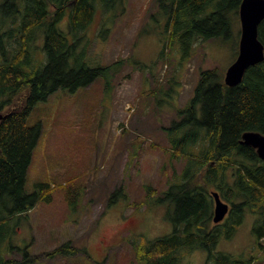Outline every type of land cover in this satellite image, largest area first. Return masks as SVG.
Segmentation results:
<instances>
[{
	"label": "rangeland",
	"instance_id": "1",
	"mask_svg": "<svg viewBox=\"0 0 264 264\" xmlns=\"http://www.w3.org/2000/svg\"><path fill=\"white\" fill-rule=\"evenodd\" d=\"M95 3L69 66L112 65L90 84L57 90L30 111L27 125L40 123L42 131L25 191L47 183L51 200L9 221L0 257L45 254L70 242L72 248L34 264H139L134 241L174 229L166 216L169 205L147 206L148 187L159 194L182 172L185 158L174 156L167 128L181 120L177 110L193 96L203 70L216 69L224 77L238 53L239 16L230 13L229 35L197 39L185 58L176 45L164 48L162 0ZM37 55L36 63L47 62ZM255 219L246 211L214 251L264 264L251 232ZM207 256L195 248L180 264H206Z\"/></svg>",
	"mask_w": 264,
	"mask_h": 264
},
{
	"label": "trees",
	"instance_id": "2",
	"mask_svg": "<svg viewBox=\"0 0 264 264\" xmlns=\"http://www.w3.org/2000/svg\"><path fill=\"white\" fill-rule=\"evenodd\" d=\"M240 2L162 0L164 48L176 45L188 58L197 39L229 35L230 13L238 15ZM95 6V0L0 3V238L13 217L38 201L51 200L47 183L25 191L27 169L42 131L40 123L27 125L30 111L57 90L75 91L90 84L112 65L69 66V57L97 11ZM257 33L264 45V19ZM39 52L47 57L46 63L45 59L36 63ZM177 113L181 120L167 131L174 156L185 158V164L159 194L149 186L146 201L147 206L169 205L166 216L174 229L152 240H135L139 264H180L183 255L195 248L207 251L206 264H251L252 258L215 252L214 247L221 237L233 235L249 211L256 215L251 232L264 254V161L254 148L239 142L247 130L264 134V60L250 66L234 86L226 85L216 69L203 70L193 96ZM212 191L230 206L217 223L212 221ZM66 247L72 248L70 242L45 254L0 257V264H34Z\"/></svg>",
	"mask_w": 264,
	"mask_h": 264
},
{
	"label": "water",
	"instance_id": "3",
	"mask_svg": "<svg viewBox=\"0 0 264 264\" xmlns=\"http://www.w3.org/2000/svg\"><path fill=\"white\" fill-rule=\"evenodd\" d=\"M240 21V37L238 53L234 61L227 67L223 81L228 86L237 85L245 71L264 60V45L258 39V25L264 19V0H241L238 8ZM3 115L0 113V120ZM241 144L251 146L264 161V134L256 130H247L241 134ZM213 198L212 221H221L229 211V205L223 201L216 191L211 192Z\"/></svg>",
	"mask_w": 264,
	"mask_h": 264
},
{
	"label": "flooded vegetation",
	"instance_id": "4",
	"mask_svg": "<svg viewBox=\"0 0 264 264\" xmlns=\"http://www.w3.org/2000/svg\"><path fill=\"white\" fill-rule=\"evenodd\" d=\"M70 3H71V2H70ZM228 205H229V204H228ZM229 207H230V206H229ZM228 212H229V211H228ZM227 214H228V213H227ZM227 214H226V215H227ZM226 215H225V216H226Z\"/></svg>",
	"mask_w": 264,
	"mask_h": 264
}]
</instances>
